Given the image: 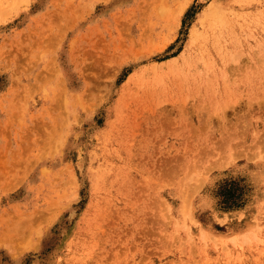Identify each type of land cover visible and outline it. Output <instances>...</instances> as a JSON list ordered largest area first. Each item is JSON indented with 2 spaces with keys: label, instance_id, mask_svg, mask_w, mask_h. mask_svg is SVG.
<instances>
[{
  "label": "rangeland",
  "instance_id": "1",
  "mask_svg": "<svg viewBox=\"0 0 264 264\" xmlns=\"http://www.w3.org/2000/svg\"><path fill=\"white\" fill-rule=\"evenodd\" d=\"M0 264H264V0H0Z\"/></svg>",
  "mask_w": 264,
  "mask_h": 264
},
{
  "label": "bare ground",
  "instance_id": "2",
  "mask_svg": "<svg viewBox=\"0 0 264 264\" xmlns=\"http://www.w3.org/2000/svg\"><path fill=\"white\" fill-rule=\"evenodd\" d=\"M218 3H215V4H213V5H210V10H211V12H212V14H211V19H212V21L213 20H221V21H223L224 20V17H223V13H222V10H215V6L217 5ZM183 9V8H182ZM196 35V34H195ZM197 36V35H196Z\"/></svg>",
  "mask_w": 264,
  "mask_h": 264
}]
</instances>
